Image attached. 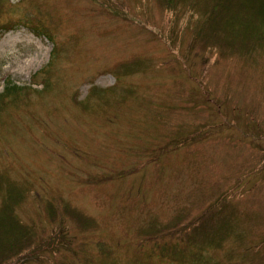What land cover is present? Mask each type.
<instances>
[{
	"label": "rangeland",
	"instance_id": "1",
	"mask_svg": "<svg viewBox=\"0 0 264 264\" xmlns=\"http://www.w3.org/2000/svg\"><path fill=\"white\" fill-rule=\"evenodd\" d=\"M186 3L0 0L42 31L0 33V174L35 240L0 264H176L149 229L215 210L234 220L201 264H264V40L206 22L205 44Z\"/></svg>",
	"mask_w": 264,
	"mask_h": 264
},
{
	"label": "trees",
	"instance_id": "2",
	"mask_svg": "<svg viewBox=\"0 0 264 264\" xmlns=\"http://www.w3.org/2000/svg\"><path fill=\"white\" fill-rule=\"evenodd\" d=\"M167 3V7H173L177 4H187L192 8V10H197L199 12V17L196 19V24L194 28V33L196 37L200 39L203 43H207L211 40L206 39V34L209 31L202 33V25L206 22L210 24V32L213 33V38L222 36L228 39L245 37L251 39L253 42H260V39L264 40V0H205L202 6L194 8V5L198 2L196 0H163ZM214 17V19H213ZM213 19V20H211ZM218 22H214L216 20ZM199 20V21H198ZM253 21V27L251 22ZM19 22V23H16ZM17 24L24 25L25 21L21 19H10L0 24V33L4 32L9 28H14ZM32 31L37 34L42 32L31 24H25ZM45 34L53 40L50 33L45 32ZM45 35V36H46ZM226 43V42H224ZM228 46V43H226ZM52 52H55V42L51 48ZM132 66V65H131ZM7 92L12 91L15 85L7 84ZM17 86V85H16ZM2 174V173H1ZM0 174V261L6 258H12L13 256H18L22 251L28 249L35 240L32 238L33 229L30 226L31 223L23 222L16 212V207L20 203L19 200L22 197L21 189L15 186L13 181L9 178L2 179ZM246 175V174H245ZM221 196V195H220ZM222 198V197H221ZM222 199L217 201L220 205ZM214 210L218 209L215 208ZM214 217L212 218V224L206 228L204 218L181 223L179 226L176 224L175 227L170 231L167 224L171 223H157L156 226H150V232L145 236L150 235L151 239L150 250L148 255H155L159 258H167L166 260L174 261L179 263L182 257V253L187 251L188 254L194 255L195 260L198 264L202 262H207V256H205V251L209 246H217V241L220 243L219 236H223L231 221L233 219L232 211L214 212ZM159 235H164L166 238L163 240L159 239ZM167 235L171 237L167 240ZM141 247V246H140ZM252 245L247 247H242V255L248 254L252 249ZM183 250V251H181ZM102 251V250H101ZM105 252V251H103ZM261 255V254H260ZM164 259V260H165ZM85 260H91L86 257ZM137 263L138 259H134ZM149 261V260H148ZM147 261H143L140 264H146ZM182 264V263H180Z\"/></svg>",
	"mask_w": 264,
	"mask_h": 264
}]
</instances>
